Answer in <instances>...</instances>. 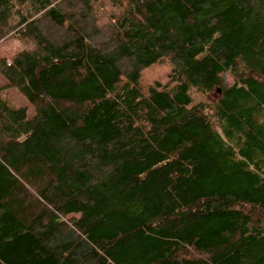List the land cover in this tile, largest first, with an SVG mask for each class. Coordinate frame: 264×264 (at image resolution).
Instances as JSON below:
<instances>
[{
	"label": "trees",
	"instance_id": "16d2710c",
	"mask_svg": "<svg viewBox=\"0 0 264 264\" xmlns=\"http://www.w3.org/2000/svg\"><path fill=\"white\" fill-rule=\"evenodd\" d=\"M0 264H264V0H0Z\"/></svg>",
	"mask_w": 264,
	"mask_h": 264
},
{
	"label": "rangeland",
	"instance_id": "374dc122",
	"mask_svg": "<svg viewBox=\"0 0 264 264\" xmlns=\"http://www.w3.org/2000/svg\"><path fill=\"white\" fill-rule=\"evenodd\" d=\"M171 63L170 62H161L155 63L143 70L142 74V82L144 84H149L154 81L166 82L168 79V74L171 71ZM233 82V77L230 74H226V83ZM9 98L14 100L18 104H26V100L17 92V91H9ZM192 94L194 96L195 102H204L207 104H214L219 97V91L215 90L210 93H199L196 92L195 89H192Z\"/></svg>",
	"mask_w": 264,
	"mask_h": 264
}]
</instances>
